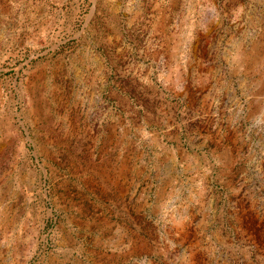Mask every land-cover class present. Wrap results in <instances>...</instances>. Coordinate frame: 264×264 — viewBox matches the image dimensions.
Returning a JSON list of instances; mask_svg holds the SVG:
<instances>
[{
    "label": "rangeland",
    "instance_id": "rangeland-1",
    "mask_svg": "<svg viewBox=\"0 0 264 264\" xmlns=\"http://www.w3.org/2000/svg\"><path fill=\"white\" fill-rule=\"evenodd\" d=\"M0 264H264V0H0Z\"/></svg>",
    "mask_w": 264,
    "mask_h": 264
}]
</instances>
